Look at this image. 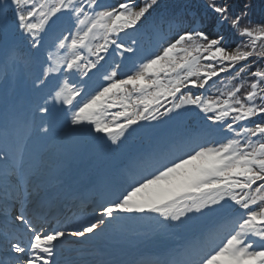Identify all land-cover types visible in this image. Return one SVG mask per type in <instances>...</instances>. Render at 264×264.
Here are the masks:
<instances>
[{
    "label": "snow or ice",
    "instance_id": "6c2138e0",
    "mask_svg": "<svg viewBox=\"0 0 264 264\" xmlns=\"http://www.w3.org/2000/svg\"><path fill=\"white\" fill-rule=\"evenodd\" d=\"M51 3L0 0V264H264V0Z\"/></svg>",
    "mask_w": 264,
    "mask_h": 264
},
{
    "label": "rangeland",
    "instance_id": "374dc122",
    "mask_svg": "<svg viewBox=\"0 0 264 264\" xmlns=\"http://www.w3.org/2000/svg\"><path fill=\"white\" fill-rule=\"evenodd\" d=\"M17 4L21 8H25L26 6L34 4L35 11L37 12L38 15L40 12H49L52 7H55V4L51 3V0H47V2L46 0H21V2L20 0H17ZM41 4H44L43 8L40 7ZM0 55H4V53H0ZM221 87H223L226 90V88L228 87L227 81L223 83Z\"/></svg>",
    "mask_w": 264,
    "mask_h": 264
},
{
    "label": "trees",
    "instance_id": "16d2710c",
    "mask_svg": "<svg viewBox=\"0 0 264 264\" xmlns=\"http://www.w3.org/2000/svg\"><path fill=\"white\" fill-rule=\"evenodd\" d=\"M257 43L259 44L260 42L258 41ZM225 82H226V81H225ZM225 82H224V83H225Z\"/></svg>",
    "mask_w": 264,
    "mask_h": 264
}]
</instances>
